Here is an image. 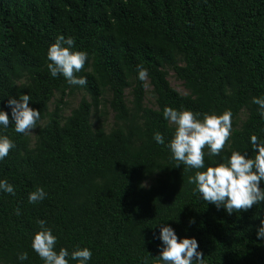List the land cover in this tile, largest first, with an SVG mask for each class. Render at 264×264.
<instances>
[{
	"label": "trees",
	"instance_id": "1",
	"mask_svg": "<svg viewBox=\"0 0 264 264\" xmlns=\"http://www.w3.org/2000/svg\"><path fill=\"white\" fill-rule=\"evenodd\" d=\"M60 35L73 37V50L88 55L77 73L84 86L54 78L47 68L48 49ZM138 65L147 69L156 108L143 105ZM163 66L189 94L170 87ZM131 80L128 107L124 89ZM76 89L89 100L81 98L63 120L49 113L54 91ZM106 91L115 120L109 132L90 122ZM22 95L40 111L37 125L47 120L31 149L14 122L0 126V135L15 144L0 162V180L16 193L0 192V264H44L31 248L37 220L57 237V252L90 249L88 264H162L156 258L161 225L180 239L195 238L205 264H264V240L256 234L264 204L229 215L193 194L188 178L196 170L177 167L167 147L175 128L163 116L166 106L218 115L231 110L228 146L220 157L206 154V166L226 162L232 151L254 157L250 137L264 143V118L252 103L264 96V0H0V111L10 120L8 100ZM245 107L250 113L235 129ZM156 132L164 145L153 139ZM38 187L47 198L30 204ZM22 252L27 260L18 259ZM69 264L78 261L69 257Z\"/></svg>",
	"mask_w": 264,
	"mask_h": 264
},
{
	"label": "clouds",
	"instance_id": "2",
	"mask_svg": "<svg viewBox=\"0 0 264 264\" xmlns=\"http://www.w3.org/2000/svg\"><path fill=\"white\" fill-rule=\"evenodd\" d=\"M73 37L65 38L60 35L47 52L49 63L47 68L52 77L62 75L70 85L84 86L86 78L78 77L77 73L84 70L88 55L83 51H74ZM138 79L147 81L148 72L142 65H138ZM145 87L147 85L145 84ZM29 95H22L19 99L8 100L7 107L11 109V120L6 111H0V126L7 129L12 122L15 132L32 135L40 120V111L29 107ZM252 103L259 107V115L264 118V96L253 97ZM164 119L175 126L174 137L167 145L172 158L187 169H195V174L189 176L188 183L195 185L193 194H199L208 204L215 205L217 210L222 207L227 214L247 212L254 206L264 204V143L256 135L250 137L251 151L248 153L232 151L226 162H219L215 166H206L205 156L220 157L232 136L233 113L225 110L222 114L193 112L191 110H177L166 106L163 110ZM203 117L202 119L200 117ZM153 139L159 145L165 144L164 136L160 132L154 133ZM15 148L14 142L7 135H0V162H3ZM204 169L203 171H201ZM0 192L15 195V188L6 179L0 180ZM43 187L36 188L29 193L28 202L36 204L47 198ZM20 215V210H16ZM194 224L195 220H191ZM40 227L31 242V248L44 261V264H69V257L78 264H88L92 252L88 248H77L69 253L65 248L55 250L57 237L48 228L45 220H37ZM257 239L264 240V220L257 228ZM162 242L160 255L156 257L162 264H205L204 254L198 251L199 243L195 238L180 239L170 226L161 225L157 237ZM21 261L28 259V253L18 254Z\"/></svg>",
	"mask_w": 264,
	"mask_h": 264
},
{
	"label": "rangeland",
	"instance_id": "3",
	"mask_svg": "<svg viewBox=\"0 0 264 264\" xmlns=\"http://www.w3.org/2000/svg\"><path fill=\"white\" fill-rule=\"evenodd\" d=\"M177 60L178 65H183V62L181 61V57L179 55H177ZM162 70L166 73V79L172 89L182 95L189 94V91L184 87L183 82L176 77L175 72L171 67L163 66ZM145 84L147 85V87H145ZM132 88L133 84L131 80V84L124 89V99L128 107H131ZM144 90L145 95L143 105L148 108H156L157 96L155 94L153 86L150 83L149 78H147V81L144 82ZM83 97L89 100V97L83 91L78 89L73 90L72 92H69V90H65L64 92L54 91L53 97L48 105V111L50 114L57 112L63 120L70 114L71 110H73L78 105L80 99ZM110 99L111 93L109 91H106L101 97L97 107L91 108L90 122L93 128H102L106 132H109L111 128L114 127V112L109 106ZM249 113L250 109L248 107H245L240 111L235 120V129H239L242 126V124L246 121ZM46 120L47 118L37 125V128L33 130L32 135H25L28 140V146L30 149L35 146L38 137V130L44 126ZM169 125L175 128L174 125H171L170 123ZM155 178L156 176L146 179L142 184L143 187L148 188L154 183Z\"/></svg>",
	"mask_w": 264,
	"mask_h": 264
}]
</instances>
